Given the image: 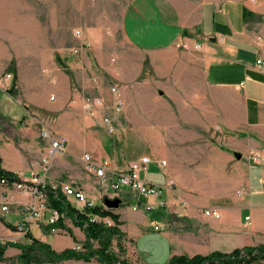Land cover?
Wrapping results in <instances>:
<instances>
[{"label":"crops","instance_id":"crops-1","mask_svg":"<svg viewBox=\"0 0 264 264\" xmlns=\"http://www.w3.org/2000/svg\"><path fill=\"white\" fill-rule=\"evenodd\" d=\"M243 9L248 14H242ZM120 26L124 40L141 54L136 80L143 75L142 62L146 61L148 69L141 82L163 92L166 105L160 103V108L145 111L137 104L132 114L125 108L124 116L134 125L114 134L96 131L103 109L84 113L83 100L97 96L108 108L115 96L99 79L84 78L82 71L91 69V53L102 69H108V59L96 49L80 47L76 58L67 62L76 80L69 90V112L61 110L62 101H49L45 88L42 95L19 92L13 96L0 89V167L23 177L37 170L45 153L46 144L38 137L43 124L52 134L66 138L65 152L50 161L48 178L61 181L66 176L88 197L94 196L93 176L84 168L83 153L96 162L107 160L113 171L147 156V169L141 177L161 186L172 180L174 188L171 185V190L162 191L163 207L146 210L144 202L156 198L126 191L111 209L118 215L119 230L141 251L158 258L154 263H163L172 255L228 252L264 243V190L260 184L264 169L258 164L255 181L250 171L256 164L235 156L236 150L245 152L254 146L248 132L264 128V0H203L192 21L184 20L173 0H131ZM12 61L10 58L8 65ZM17 77L15 72L14 88ZM34 109L46 116L37 118ZM143 114L148 115L151 126L139 123ZM132 127L142 131L151 152L127 153L122 136ZM161 160L164 164L158 165ZM151 164L164 175L152 174ZM200 180L222 181L223 185L207 189L191 183ZM1 197L8 200L7 206L26 201L25 196L0 185V201ZM66 200L81 209L72 198ZM206 207L217 209L219 218L203 215ZM16 216L0 211V227L10 236L15 231L4 224L14 225ZM41 228L30 232L44 241ZM71 232L76 240L83 239L78 227L71 225Z\"/></svg>","mask_w":264,"mask_h":264},{"label":"rangeland","instance_id":"rangeland-1","mask_svg":"<svg viewBox=\"0 0 264 264\" xmlns=\"http://www.w3.org/2000/svg\"><path fill=\"white\" fill-rule=\"evenodd\" d=\"M130 1L0 0V74L10 72L11 67H13L18 75V80H16L18 83L17 88L13 87L12 76L10 86L4 91L12 96L19 92L42 95L44 92L42 90L45 88L46 93L44 95H46L47 99L49 101H62L64 106L61 110L69 112L70 109L68 107L71 100L69 90L71 87H75L76 80L75 72L67 62L77 56V54L72 55V49L80 48L81 46L89 51L96 49L108 59V69H102L91 53V69L82 71L84 78H96L99 79L101 85H105L108 88L110 86L116 87L119 93L118 97L122 102L119 109H116V96L114 100L109 101L110 106L103 109L102 113H99L101 118L100 124L95 125L96 131L114 134L117 129H126V126L134 125V121L131 118L124 116L125 108L128 109L127 112L134 113L137 104H140V107L145 109V111L151 108H160V103L165 106L164 93H159V90L152 89L150 84L141 82L144 80L145 72L148 69L146 61L142 62L144 76H138L137 80L135 78L136 68L141 62V54L124 40L120 26L123 10ZM173 1L182 10L184 20L192 21L195 17V11L203 0ZM74 29L81 31L80 39L73 36L72 31ZM10 58H13L14 61L8 65ZM135 80L139 82L136 84ZM162 99H165V101ZM125 100L127 104H125ZM10 101L13 105H16L12 99ZM109 108H112L113 111L109 110ZM34 112L37 118L46 116L35 109ZM106 116L112 120V125L114 126L112 133H108L101 125L102 118ZM133 117L135 116L133 115ZM138 118L140 119L138 120L139 123H149V126H151L148 115L143 114ZM145 119L148 121H145ZM130 131L124 132V135L121 134V136L123 135L122 142L127 145V153L132 156L143 151L151 152L148 148V141L144 138L142 131H139L136 127H132ZM248 135L252 136L255 142L254 146L247 147L245 152L236 150V153L246 158V161L249 160L256 164L252 166V171H250L253 180L256 181L260 170L259 165L264 169V128L252 133L248 132ZM103 137L105 139V136ZM244 140L240 139V142ZM106 151L109 154L107 149ZM150 166L152 174L159 173L158 175L160 176L164 175L162 169L155 170L152 164ZM48 180L59 182L50 178ZM60 180L61 182H70L66 176H62ZM169 181L172 188H174L172 180ZM184 182L190 186V183H187L188 181ZM191 183L194 186L201 183L207 189L208 187L211 189L221 188L223 185L222 181L214 180L191 181ZM91 191L94 193V205L100 203L103 208H107L103 202L104 197L101 195V189L93 178ZM79 206L81 208L80 204ZM22 211L23 204H20L18 206H8L6 212H15L17 214L16 223H18L21 221ZM63 223L71 230L69 219L64 218ZM40 230H45L41 232L45 234L43 240L54 250H58L53 247L54 245L62 249L71 246L75 249H81L83 239L81 241L76 240L73 234L70 236L63 229L46 230L42 227ZM14 231L10 236L0 227V240L21 241L22 232ZM149 231H153L152 228ZM116 242V239L111 240L110 250L132 264H152L158 259L141 251L139 246L131 239H128L124 233L119 238V243L122 247L121 251L118 250ZM18 252L16 248L7 247L0 264H18L16 259ZM54 264L100 263L94 259L87 262L70 259ZM250 264H264V258L253 260Z\"/></svg>","mask_w":264,"mask_h":264},{"label":"built area","instance_id":"built-area-1","mask_svg":"<svg viewBox=\"0 0 264 264\" xmlns=\"http://www.w3.org/2000/svg\"><path fill=\"white\" fill-rule=\"evenodd\" d=\"M72 34L77 39L81 37V31L79 29H74ZM77 52L78 48L72 49V55L77 54ZM255 62L257 65L260 64L259 60ZM11 79L12 74L10 72L1 73L0 89H8L11 84ZM109 91L116 96L115 107L119 109L122 102L118 97V89L114 86H110ZM98 108H106L98 97H87L82 102V110L84 113H91ZM101 125L108 133H112L114 130L112 120L108 116L102 118ZM38 137L46 144L45 153L40 158L39 168L25 177L20 174H13L12 179H7L5 176L0 177L1 186L26 197V201L23 204L21 221L14 224L15 230L22 232V234L26 231L30 232L32 228L39 229L44 227L55 222L58 218L64 219L63 212L50 206L48 200L49 195H62L65 199L72 198L78 202L81 207H91L94 205V198L88 197L81 189L72 185V183L50 181L46 176L50 161L54 155L65 152L66 138L64 136L52 134L43 124L39 127ZM81 160L84 163L85 170L92 174L104 198H121L123 193L128 191L135 196L156 198L154 202H144L146 210L165 206L166 202L160 197L164 189L167 188L171 190V182L168 181L165 186H161L147 182L140 176V173L145 172L147 169L149 159L146 156L139 157L137 160L130 162L126 169L120 171L111 170L108 167V161L105 159L100 162L94 161L89 153H83L81 155ZM163 164V160L158 163V165ZM260 184L264 190V172L261 175ZM7 204L8 200L1 197L0 211H7ZM135 207L136 205L133 206V208ZM201 212L205 216L214 219L219 218V212L215 208L206 207L203 208ZM92 219L104 225H113L108 217L94 215ZM244 220H248V218L244 217Z\"/></svg>","mask_w":264,"mask_h":264},{"label":"trees","instance_id":"trees-1","mask_svg":"<svg viewBox=\"0 0 264 264\" xmlns=\"http://www.w3.org/2000/svg\"><path fill=\"white\" fill-rule=\"evenodd\" d=\"M242 14H248L243 9ZM256 20H260L259 16H255ZM10 72L13 74L15 70L11 67ZM13 174L0 167V177L5 176L12 179ZM50 206L64 213V218L70 220L71 225L78 227L82 234L81 249L73 247H65L61 250H54L47 242L35 238L31 232H25L21 236V241H1L0 240V261L7 247L18 249L16 259L18 264H54L66 260H81L84 262L94 259L100 264H132L125 258L119 257L110 250L112 239H116L118 250H122L119 238L123 233L119 230L118 215L114 214L112 208H103L101 204L91 207L83 206L76 209L62 196H48ZM94 215L108 217L112 220L113 225H104L92 219ZM6 227L15 230L14 225L5 223ZM46 230L63 229L71 236L70 228L66 227L62 218H58L55 222L44 226ZM264 258V243L254 246H243L241 248H233L228 252L213 250L206 254L195 253L192 255L179 254L171 256L164 263L152 264H250L253 260Z\"/></svg>","mask_w":264,"mask_h":264},{"label":"water","instance_id":"water-1","mask_svg":"<svg viewBox=\"0 0 264 264\" xmlns=\"http://www.w3.org/2000/svg\"><path fill=\"white\" fill-rule=\"evenodd\" d=\"M235 156L236 158L239 157L238 154H236ZM103 202L107 208H115L119 203V199L118 198H112V199L104 198Z\"/></svg>","mask_w":264,"mask_h":264}]
</instances>
